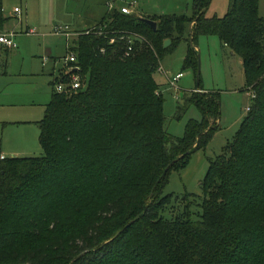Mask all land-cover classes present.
<instances>
[{"label":"trees","instance_id":"16d2710c","mask_svg":"<svg viewBox=\"0 0 264 264\" xmlns=\"http://www.w3.org/2000/svg\"><path fill=\"white\" fill-rule=\"evenodd\" d=\"M211 1L194 0L192 15L110 7L69 41L84 86L57 92L68 74L53 73L38 123L43 154L0 150V264H264V16L260 0H229L224 15L207 16ZM200 34H217L242 58L252 101L210 161L201 211L188 204L168 218L178 199L163 194L168 175L208 143L221 104L216 91L194 92L187 102L203 118L173 136L155 73L182 40L184 66L197 69Z\"/></svg>","mask_w":264,"mask_h":264},{"label":"rangeland","instance_id":"374dc122","mask_svg":"<svg viewBox=\"0 0 264 264\" xmlns=\"http://www.w3.org/2000/svg\"><path fill=\"white\" fill-rule=\"evenodd\" d=\"M120 8L128 5L136 14L162 13L193 14L194 0H4L8 20L2 31H16L15 49L0 43V114L9 119L5 131L11 137L22 134L35 142L29 156L43 154L40 129L36 121L44 115V106L50 102L54 74L64 66L69 40L75 39L80 30L94 26L110 9L109 2ZM16 5L23 9L14 13ZM229 0H212L206 15L222 16ZM260 14L264 16V0H260ZM66 29L70 32L67 35ZM34 28L35 33L26 30ZM60 29V30H58ZM199 54L198 67L184 66L188 41L182 40L161 61L164 72L155 73L164 97L165 129L176 137H183L188 123L201 121L202 112L187 99L194 92L220 93V117L217 129L208 143L194 151L188 160L171 170L163 194L178 196L172 199L163 213L183 212L191 204L193 212L201 211L204 198L202 181L210 161L223 152L240 128L252 101V94L245 90V75L241 57L222 43L217 34H200L196 38ZM47 57L45 65L42 60ZM184 75L175 82L170 79L179 72ZM54 73V74H53ZM189 196L188 198H185ZM195 196V197H194ZM196 216V214H195Z\"/></svg>","mask_w":264,"mask_h":264},{"label":"built area","instance_id":"2783aa9c","mask_svg":"<svg viewBox=\"0 0 264 264\" xmlns=\"http://www.w3.org/2000/svg\"><path fill=\"white\" fill-rule=\"evenodd\" d=\"M136 3V0L131 3ZM110 7H114L113 2H109ZM120 10L125 12V13H131L133 12L132 8L128 5H123L120 7ZM15 12L20 15L22 13V8L20 6L15 7ZM67 26L64 28L65 31L67 32V35H70V32L68 29H66ZM60 30V29H58ZM27 33H35L36 30L34 28H30L26 30ZM16 31H2L0 30V43L8 48H15L18 46V43L15 39L16 37ZM69 45V43H68ZM47 57H44L43 62L45 63L47 61ZM77 61V56L74 51L69 50L68 53L64 57V66H63V72L68 74V82H62V81H57L55 83L54 89L57 92H69V91H76L81 89L84 86L83 82V77L80 72V66L76 63ZM160 71L164 72V68L162 66L159 67ZM59 73V72H58ZM184 73L181 71L174 75L172 79H170L171 84H175L180 77H182ZM250 109V106L247 107V111ZM1 158H5L4 155H1Z\"/></svg>","mask_w":264,"mask_h":264},{"label":"crops","instance_id":"0c3cea01","mask_svg":"<svg viewBox=\"0 0 264 264\" xmlns=\"http://www.w3.org/2000/svg\"><path fill=\"white\" fill-rule=\"evenodd\" d=\"M18 6V5H16ZM23 12V9H22ZM134 12V10H133ZM14 13L16 15H18L15 12V7H14ZM93 27V26H92ZM70 41V40H69ZM19 45L15 48H18ZM15 48H8L7 49H15ZM235 54V53H233ZM242 62V58L240 59ZM43 65H45V63L42 60ZM52 96V95H51ZM48 103L44 106V114H45V110L47 107ZM44 117V115H43ZM42 117V118H43ZM39 119L36 121L37 125L39 123L40 120ZM9 122V119H6L3 115L0 114V150H1V155H4L5 157H10V156H29L28 154H30L29 150H35V142L32 141L31 138H28L26 136H24L23 134L21 136L18 137H11L8 132V130L5 131V128L7 126V123ZM39 126V125H38Z\"/></svg>","mask_w":264,"mask_h":264},{"label":"water","instance_id":"95a60500","mask_svg":"<svg viewBox=\"0 0 264 264\" xmlns=\"http://www.w3.org/2000/svg\"><path fill=\"white\" fill-rule=\"evenodd\" d=\"M143 18H145L149 23H151L152 25H153V27H156V25H157V22L154 20V19H152V18H149V17H143ZM171 38L170 37H168V38H166L165 40H164V46H167V45H169L170 43H171ZM167 171V170H166ZM166 171H165V173H166ZM132 223V222H131ZM131 223H129L128 225H130Z\"/></svg>","mask_w":264,"mask_h":264}]
</instances>
